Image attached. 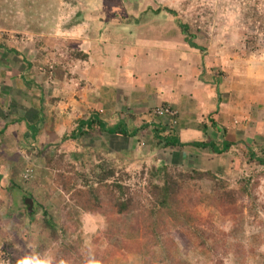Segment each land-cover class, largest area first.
<instances>
[{"label":"crops","instance_id":"crops-1","mask_svg":"<svg viewBox=\"0 0 264 264\" xmlns=\"http://www.w3.org/2000/svg\"><path fill=\"white\" fill-rule=\"evenodd\" d=\"M85 2L82 7L88 10L81 12L86 14L60 33L66 34L61 37L66 44L46 47L43 43L53 38L44 37L31 54L28 48L22 52L0 46V169H8V189L22 192L17 183L24 166L20 147L29 138L66 150L73 163L76 153L88 161L95 151L116 166L139 168L143 162L163 161L168 150L156 148L153 129L165 126L169 130L171 122L153 115L158 107L178 112L175 129L183 143L224 139L234 144L225 156L237 144L244 151H256L247 145L254 135L264 136V66L258 72L248 66L243 72L231 61L232 66L225 68L226 61L217 63L204 49L192 47L178 25L187 24L173 20L167 11H156L155 1L142 0L137 5L133 1L126 5L127 11H119L114 1ZM194 38L189 41L201 47ZM45 51L58 56L60 51L69 59L55 68L52 63L45 67ZM76 52L87 58L75 59L72 53ZM53 72L47 82L44 74ZM92 113L105 129L100 135L85 133L93 139L83 141L82 135L74 140L78 120ZM114 126L135 135L107 132ZM218 127L227 131L224 138ZM82 142L88 147L78 146ZM184 154L183 166L199 170L214 167L211 157L218 161L209 150L191 146ZM25 191L21 198L27 209L26 200L31 198Z\"/></svg>","mask_w":264,"mask_h":264},{"label":"trees","instance_id":"trees-1","mask_svg":"<svg viewBox=\"0 0 264 264\" xmlns=\"http://www.w3.org/2000/svg\"><path fill=\"white\" fill-rule=\"evenodd\" d=\"M159 10L158 7L156 11ZM165 10L175 15V11ZM178 25L189 40L194 38L187 25ZM189 40L192 47L203 50ZM72 56L77 60L87 58L80 52L72 53ZM176 113L175 126L171 122L169 130L165 126H155L153 129L156 148L168 150L161 162H143L139 168L116 166L107 157L96 156L95 151L88 161V157L79 159V153H76V163H73L67 153L57 152V148L50 157H44L45 168L52 172L49 185L68 197V204L61 206L58 214L60 223L54 221L47 209H43L40 215V234L37 236L43 243H47L40 244L39 248L43 251L49 245L52 247V264H60V261L64 264H110L115 262L117 256L125 260L128 256L135 257L138 264H185L179 245L181 251L192 250L213 259L218 257V264H222L221 258L224 255L238 250L254 257V247L246 248L238 238L246 217L253 222L259 211L264 209V206L258 205L257 196L260 179L264 177V149L259 152L249 149L245 151V161L263 169L254 170L252 177L242 178L235 187H230L219 175L224 168L225 153L234 144L224 139L220 142H181L175 129L178 126ZM210 122L212 127L216 126L212 119ZM77 129L74 140L85 133L100 134L105 125L92 113L86 120H78ZM107 132L135 135L127 132L124 127L120 130L119 126ZM218 132L224 138L227 131L218 127ZM188 146L209 150L218 156L221 161L218 165L219 173L183 166L184 149ZM38 186L36 182L27 196L32 197V192ZM202 206L212 208L224 224H230L229 229L214 226L198 216L197 209ZM24 208L28 224H32L36 211L33 208L28 212ZM77 209L101 216L104 220V226L89 246H84L81 239L77 243L72 239L79 226ZM1 223L0 248L6 251L4 258L7 263L16 264L19 258L12 257L15 243L9 241ZM259 238H256L258 244L261 243Z\"/></svg>","mask_w":264,"mask_h":264},{"label":"rangeland","instance_id":"rangeland-1","mask_svg":"<svg viewBox=\"0 0 264 264\" xmlns=\"http://www.w3.org/2000/svg\"><path fill=\"white\" fill-rule=\"evenodd\" d=\"M85 1L0 0V46L3 48L16 47L22 52L23 48H28L27 51L31 54L34 48H36V43L38 44L44 37L53 38L45 43L42 42L46 47L54 46L55 48L59 44H66V40L61 39L62 36L67 37L66 34L60 33H66L70 29L72 21H80V18L86 14L85 12H81L83 9L88 10V8H83L87 5ZM111 1L116 2L115 4L119 6V11H127L126 5H129L133 1L137 5L142 0H103L107 4ZM152 1H155L164 14H167L165 9L175 11L174 16H168L174 18L173 20L187 24L190 28V33L195 37L196 43L204 49L203 53L210 57L212 55V58L216 59L215 62L218 63L219 60L226 61L225 68H227L232 66L231 61H236L237 68L243 70V72L248 66H252L255 72L263 68L264 0ZM78 12L81 13V16H75ZM125 14L127 15L126 12ZM69 36L71 35L69 34ZM58 52L59 56L56 52L49 54L45 51V60H42V64L46 67L52 63L55 68L56 65L63 64L69 59L63 52ZM49 69L46 72H49ZM219 71L221 70L219 69ZM222 71L225 73L226 70L223 69ZM44 75H46V81L49 82V78L54 77L55 72ZM261 130L263 131V127H261ZM82 137L83 141L93 139L86 134ZM253 138V142H249L250 144L247 146L256 150L254 152L264 149V136L255 137L254 135ZM76 141H79V138ZM23 142V147H20V150L24 166L21 179H18L17 182L21 188L19 191L22 192L8 189L10 186V183L8 184L6 179L8 169L6 167L0 169L1 226L6 231L9 241L15 243V253H13L12 257L21 258L25 255H32L40 259L51 260L52 247L49 245L43 251L39 248V245L43 243L38 238L39 235L37 236V234H40V215L43 209H47L51 212L54 221L57 224L60 223L58 220L60 216L58 214L61 212V206L68 204L66 203L68 197L59 190L52 189L48 181L52 176L51 173L48 170H42L45 167L44 157H50L55 151L53 144L49 143L45 147L44 145L46 144H41L40 140L36 139L32 141L30 138L29 141L24 139ZM78 146L88 147L83 142ZM243 149V145L237 144L224 158L226 164H224V168L219 176L228 182L230 187H235L236 183L242 178L252 177L254 170L260 171L263 169L257 165L247 163L243 156V152H245ZM60 151L64 152L66 150L59 148L57 152ZM211 158L214 159L211 164L214 167L211 168L206 163L205 168L209 167L210 169L205 170L219 173V169L215 170V165L221 163L219 157L218 161L216 157ZM26 174L28 177L24 178ZM36 182L39 185L38 188L32 192V197H28L36 200L31 205L32 209L34 208L36 211V216L32 224H28L21 195L24 194L25 190V192L32 191ZM48 193L49 196H47ZM257 196L258 205L264 206V177L260 179ZM38 206L43 208L39 209ZM197 210L198 216H201L203 220H208L210 224L219 228L229 229L230 224H224V221L212 208L202 206ZM76 211V216L79 220L77 224L79 226H77L75 234L72 235V239L76 243L81 239L84 246H89L93 237L104 226V220L101 216L91 215L79 209ZM246 219L238 241H241L246 248L253 246L255 249L254 257L248 252L238 250L229 255H224L225 257L221 258L222 264H264V209L263 211H259L257 219L253 220V222L249 217H246ZM255 222L259 223L255 224ZM257 237L261 242L260 244L256 242ZM55 246L56 244L53 245V247ZM179 249L180 253L182 252L181 257L185 264H218V257L213 259L200 252H193L192 250L185 252L186 249L181 251V245H179ZM5 254L6 251L0 248V264H8L6 258H4ZM138 263L139 261L135 257L128 256L127 260H125L117 256L115 262L110 264Z\"/></svg>","mask_w":264,"mask_h":264},{"label":"built area","instance_id":"built-area-1","mask_svg":"<svg viewBox=\"0 0 264 264\" xmlns=\"http://www.w3.org/2000/svg\"><path fill=\"white\" fill-rule=\"evenodd\" d=\"M153 114L156 116V117H167L170 122H172L174 125L176 124L174 119L176 118V111L170 107H159V108H156L154 109L153 111ZM28 175H24V178H27Z\"/></svg>","mask_w":264,"mask_h":264},{"label":"clouds","instance_id":"clouds-1","mask_svg":"<svg viewBox=\"0 0 264 264\" xmlns=\"http://www.w3.org/2000/svg\"><path fill=\"white\" fill-rule=\"evenodd\" d=\"M16 264H52V261L46 260V259H40L39 257L32 256V255H25V256L19 258L17 260ZM60 264H64V262L60 261ZM90 264H95V262H90Z\"/></svg>","mask_w":264,"mask_h":264},{"label":"water","instance_id":"water-1","mask_svg":"<svg viewBox=\"0 0 264 264\" xmlns=\"http://www.w3.org/2000/svg\"><path fill=\"white\" fill-rule=\"evenodd\" d=\"M31 199H27L26 200V206H27V211L30 212L31 211Z\"/></svg>","mask_w":264,"mask_h":264}]
</instances>
